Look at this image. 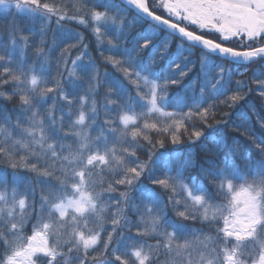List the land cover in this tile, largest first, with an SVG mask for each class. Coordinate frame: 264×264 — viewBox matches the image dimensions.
Here are the masks:
<instances>
[{"label": "snow or ice", "instance_id": "snow-or-ice-1", "mask_svg": "<svg viewBox=\"0 0 264 264\" xmlns=\"http://www.w3.org/2000/svg\"><path fill=\"white\" fill-rule=\"evenodd\" d=\"M0 264H264V0H0Z\"/></svg>", "mask_w": 264, "mask_h": 264}]
</instances>
